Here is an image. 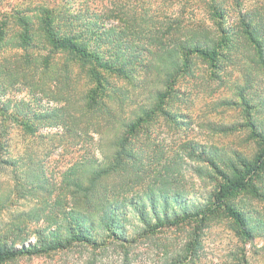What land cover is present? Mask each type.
<instances>
[{
    "label": "trees",
    "instance_id": "obj_1",
    "mask_svg": "<svg viewBox=\"0 0 264 264\" xmlns=\"http://www.w3.org/2000/svg\"><path fill=\"white\" fill-rule=\"evenodd\" d=\"M108 4L103 9L88 4L71 8L65 0L50 6L27 3L0 16V49L25 50L24 58L34 64L37 74L41 65L49 69L52 57L65 59L61 68L71 62L78 69V80L81 75L87 80L79 96L80 112L103 113L109 135V151L101 159L70 166L61 174L59 185L37 173L17 183L26 184V194L38 203L0 229V264L72 246L133 243L137 236L175 222L168 220L171 215L200 222L222 212L241 237L264 238V221L256 227L259 212L248 210L237 197L248 190L257 202H264V183L256 182L264 177V117H260L264 96H246L243 88L264 87V0H158L154 12L148 0L133 7L125 0ZM11 18L14 22L8 27ZM238 50L246 59L245 66H240L242 81L234 83L240 101L232 98L225 103L243 109V126L256 152L252 160L233 165L230 173L204 145L185 147L187 158L203 164L195 168L196 174L216 182L206 203L197 204L193 211L191 200L178 187L180 152L165 156L163 150H151L148 145L135 150L134 139L140 131L148 132L153 118L175 121L180 113L168 107L175 81L184 73L189 75L195 61L203 62L208 75L216 78L224 69L221 59L232 60V51ZM143 54L148 56L145 66L156 69V84L132 97L127 87L117 86L110 77L130 79L136 65L146 60ZM0 77L11 78L13 72L2 64ZM4 82L0 78V122L30 134L40 125L66 124L65 114L56 109L40 110L24 103L10 106V100L2 97ZM41 193L52 198H42ZM133 220L140 227L129 234L126 226Z\"/></svg>",
    "mask_w": 264,
    "mask_h": 264
},
{
    "label": "rangeland",
    "instance_id": "obj_2",
    "mask_svg": "<svg viewBox=\"0 0 264 264\" xmlns=\"http://www.w3.org/2000/svg\"><path fill=\"white\" fill-rule=\"evenodd\" d=\"M60 1L1 0L0 16L20 7L21 4L44 3L50 6ZM65 1L71 8H84L88 4L91 8L104 9L109 6L111 0ZM125 1L131 7L140 4V0ZM157 1L148 0L153 12ZM13 22V18L9 19L8 27ZM32 51L33 49H29L30 53ZM25 52L21 48L0 49V67L3 64L13 72L11 78L0 77L1 81H5L2 97L10 100V106L24 103L40 110L56 109L65 114L69 127L66 128V124L51 128L40 125L34 134H30L15 124L0 122L1 230L18 221L24 211L38 203L35 197L31 198L26 194V184H17L22 183L27 174H40L49 183L59 185L61 174L70 166L95 158L101 159L102 153L109 151V135L104 128L103 113L89 115L80 112L82 99L79 96L82 89L87 87L86 78L81 75L78 80V69L71 62L66 61L67 68H61L65 59L58 57L50 59L48 70L42 65L39 66L37 74L34 64L25 60ZM41 52L46 53L45 50ZM142 57L146 60L142 65H136L128 81L116 76L110 77L117 86L127 87L128 95H136L144 87L149 88L156 84V69L153 66H145L148 64L147 54ZM231 57L232 60L221 59L224 69L216 78L208 75L203 62L195 61L192 72L178 76L175 81L176 91L168 103L170 110L180 113L175 117V121L171 124L159 117L153 118L148 123V132L142 130L134 139L135 150L145 149L148 145L151 150H163L165 156L177 150L176 153L180 152L183 161L177 173L178 187L182 188L184 196L191 200L193 211L197 204L206 203L216 182L210 177L202 178L196 174L195 168L203 164L185 156L188 146L197 143L204 145L212 151L219 165L230 173L233 165H237L241 160H252L256 152V145L249 136V130L243 126V109L240 105L225 103L232 98L240 101L234 83L237 79L242 81L240 70L243 67L240 66H245L246 62L245 57L243 60L241 58V50L232 51ZM35 81H39L38 85ZM243 88L246 96L251 93L264 96V87ZM260 113V117H264V107ZM4 127H7L6 130ZM181 146L184 147L179 149ZM256 182L261 185L264 183V177ZM19 186L24 189L18 190ZM38 195L42 198H52V194ZM237 197L242 199L240 202L245 203L248 210L259 212L256 221L258 228L264 221V202H259V199L257 202V198L251 197L248 190ZM168 220H174L176 223H163L164 225L157 227L153 233L137 236L133 243L110 242L95 247L72 246L54 253L22 257L7 264H264V238L258 235L253 240L241 237L231 219L222 212L200 222L195 218L176 220L173 215L169 216ZM126 227L127 232L133 234V229L139 228L140 223L133 220Z\"/></svg>",
    "mask_w": 264,
    "mask_h": 264
}]
</instances>
